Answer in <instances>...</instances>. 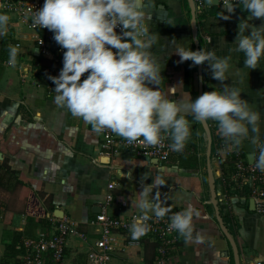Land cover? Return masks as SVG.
<instances>
[{
    "label": "crops",
    "instance_id": "crops-1",
    "mask_svg": "<svg viewBox=\"0 0 264 264\" xmlns=\"http://www.w3.org/2000/svg\"><path fill=\"white\" fill-rule=\"evenodd\" d=\"M206 4L203 14L196 13L199 43L205 50L229 55L230 43L247 13L237 7L230 19H224L228 4ZM6 14L9 30L0 38V204L7 213L0 221V264H17L22 240L46 228L48 216H55L57 209L74 220L77 231L86 237L71 235L62 261L48 258L47 264H87L99 237L98 228L90 222L108 192L113 194L109 213L127 217L139 212L132 200L157 174L168 181L159 188V199L171 208L168 215L189 204L200 213L193 219L191 238L182 236L185 248L178 252V264L264 262V216L256 212L247 187L230 190L229 200L221 202L228 191L222 180L227 169L215 156L211 120L197 121L188 111L191 100L221 86L206 64L178 63L180 57L174 53L177 47L197 50L189 0H152L148 10L151 31L158 34L151 51L165 67L161 90L185 109L191 129L185 151L173 152L166 162L128 150L116 157L106 154L92 125L54 102L50 77L60 73L54 56H43L35 32ZM252 23L264 24V18ZM205 34L211 36L210 42L204 40ZM10 45L18 49L15 67L7 63ZM231 55L233 70L226 83L239 87L250 106L264 113V62L251 70L244 67L243 53ZM259 127L261 139L255 146L264 142V115ZM246 141H252L251 135L242 141L243 146ZM111 182L116 184L113 189L108 187ZM31 203L39 214H26ZM8 246H13V253H7ZM155 255V240L145 237L140 246L116 251L111 264H155Z\"/></svg>",
    "mask_w": 264,
    "mask_h": 264
},
{
    "label": "clouds",
    "instance_id": "clouds-1",
    "mask_svg": "<svg viewBox=\"0 0 264 264\" xmlns=\"http://www.w3.org/2000/svg\"><path fill=\"white\" fill-rule=\"evenodd\" d=\"M224 19H230L237 7L247 13L238 25L229 55L215 50L177 47L178 63L206 64L220 87L191 100L188 111L197 121L214 120L218 131L232 147H238L251 135L260 140L261 111L253 109L235 84L226 83L233 70L231 53H243L244 67L256 69L264 62V24L252 23L264 18V0H226ZM152 0H44L35 11L33 24L54 33V40L64 49L63 67L51 76L55 84V103L73 116L82 118L96 132L111 130L129 142L161 146L171 138L170 148L180 152L191 129L185 109L161 90L164 80L162 62L152 54L158 34L151 31L148 10ZM10 17L0 12V38L9 30ZM122 31L118 32L117 28ZM8 65L15 67L18 49L9 46ZM85 73L87 77L81 79ZM254 166L264 172V142ZM145 174L143 180H147ZM167 179L157 174L145 183L132 207L139 211L131 225L133 239L145 235L153 218L163 219L171 212L167 201L159 199V188ZM155 190V195L153 192ZM150 196L152 197L150 199ZM200 215L192 204L170 217V230L190 239L193 219Z\"/></svg>",
    "mask_w": 264,
    "mask_h": 264
},
{
    "label": "built area",
    "instance_id": "built-area-1",
    "mask_svg": "<svg viewBox=\"0 0 264 264\" xmlns=\"http://www.w3.org/2000/svg\"><path fill=\"white\" fill-rule=\"evenodd\" d=\"M194 1L196 13L198 15L203 14L207 6L205 0ZM219 2L227 4L226 0H219ZM43 4L44 0H0V11L14 15L23 25L33 30L39 52L43 56H54L61 71L65 50L54 40L52 31L32 22L35 11L39 10ZM117 31L120 32L122 29L118 27ZM204 40L210 42L211 36L205 34ZM87 75L88 73H85L81 79L83 80ZM51 89H55V84L51 86ZM208 125L213 133L215 156L227 169L222 180L228 191L220 197L221 202L229 200L230 190L247 187L248 197L254 200L256 212L264 216V172L255 168L254 160L249 161L248 153L242 143L238 147H232L225 141L218 132L216 121L211 120ZM99 134L101 149L111 157H116L121 151L128 150L136 156L166 162L171 154L175 152L170 148L172 143L170 137L164 139L161 146H150L138 141L129 142L111 130H104ZM261 144L259 142L255 146L254 158L258 157ZM182 151H185V147ZM115 186L114 182L108 185L110 189ZM112 201L113 194L109 191L106 201L101 205V210L90 222L98 228L99 237L95 239L94 245L88 254L87 264H111L116 251L125 249L128 246H140L145 237L152 238L156 242L155 264H178V252H183L185 245L182 243V235L174 229L170 230V217L172 214L180 212V210L163 219H157L153 216L148 221L149 231L142 237L133 239L130 230L131 225L134 218L140 213L133 212L127 217L113 216L109 213V206ZM6 213V206L0 204V221ZM26 214H39V208L31 203ZM48 219L49 225L46 228L40 230L35 236L26 237L22 240L19 245L22 252L19 255L17 264H47L48 258L58 263L64 258L67 241L71 235L79 234L86 237V234L77 231L75 221L69 217H56L51 214ZM254 264H264V262L259 260Z\"/></svg>",
    "mask_w": 264,
    "mask_h": 264
},
{
    "label": "water",
    "instance_id": "water-1",
    "mask_svg": "<svg viewBox=\"0 0 264 264\" xmlns=\"http://www.w3.org/2000/svg\"><path fill=\"white\" fill-rule=\"evenodd\" d=\"M192 8V16H193V24H194V37L197 45V49H200V43L198 40V23H197V15H196V4L194 0H189ZM207 3L210 4H219V0H205ZM245 149L248 153V159L250 162L254 160V153H255V143L253 141H246L244 142ZM155 162H158L157 159H154ZM252 204H254V200L252 199ZM55 216L56 217H63V212L61 210H56L55 211Z\"/></svg>",
    "mask_w": 264,
    "mask_h": 264
},
{
    "label": "trees",
    "instance_id": "trees-1",
    "mask_svg": "<svg viewBox=\"0 0 264 264\" xmlns=\"http://www.w3.org/2000/svg\"><path fill=\"white\" fill-rule=\"evenodd\" d=\"M201 42H202V41H201ZM200 46H201V48H204V45H203L202 43H201ZM218 132H219V131H218ZM12 247H13V246H8V247H7V253H13V251H12V249H11Z\"/></svg>",
    "mask_w": 264,
    "mask_h": 264
}]
</instances>
